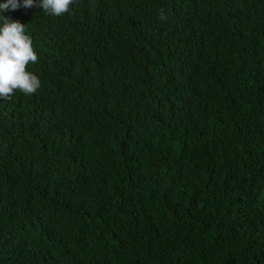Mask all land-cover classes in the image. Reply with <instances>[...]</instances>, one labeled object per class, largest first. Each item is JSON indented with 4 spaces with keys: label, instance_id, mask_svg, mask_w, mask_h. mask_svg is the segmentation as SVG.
Segmentation results:
<instances>
[{
    "label": "trees",
    "instance_id": "obj_1",
    "mask_svg": "<svg viewBox=\"0 0 264 264\" xmlns=\"http://www.w3.org/2000/svg\"><path fill=\"white\" fill-rule=\"evenodd\" d=\"M25 24L0 98V264H264V0H72Z\"/></svg>",
    "mask_w": 264,
    "mask_h": 264
},
{
    "label": "clouds",
    "instance_id": "obj_2",
    "mask_svg": "<svg viewBox=\"0 0 264 264\" xmlns=\"http://www.w3.org/2000/svg\"><path fill=\"white\" fill-rule=\"evenodd\" d=\"M72 0H0V98H7L14 90L32 94L40 87V80L26 66L37 60L30 34L25 24L3 13L17 8L36 7L51 16L68 11Z\"/></svg>",
    "mask_w": 264,
    "mask_h": 264
}]
</instances>
